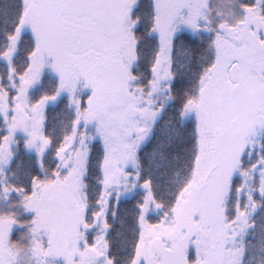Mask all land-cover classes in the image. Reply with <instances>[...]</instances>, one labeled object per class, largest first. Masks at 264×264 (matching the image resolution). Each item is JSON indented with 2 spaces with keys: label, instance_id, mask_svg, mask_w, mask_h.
Returning a JSON list of instances; mask_svg holds the SVG:
<instances>
[{
  "label": "snow or ice",
  "instance_id": "obj_1",
  "mask_svg": "<svg viewBox=\"0 0 264 264\" xmlns=\"http://www.w3.org/2000/svg\"><path fill=\"white\" fill-rule=\"evenodd\" d=\"M0 264H264V0H0Z\"/></svg>",
  "mask_w": 264,
  "mask_h": 264
},
{
  "label": "trees",
  "instance_id": "obj_2",
  "mask_svg": "<svg viewBox=\"0 0 264 264\" xmlns=\"http://www.w3.org/2000/svg\"><path fill=\"white\" fill-rule=\"evenodd\" d=\"M29 157L27 156V154H25V159H28Z\"/></svg>",
  "mask_w": 264,
  "mask_h": 264
}]
</instances>
